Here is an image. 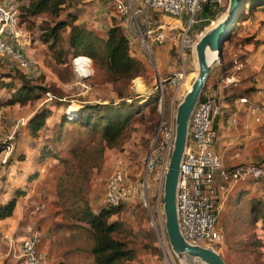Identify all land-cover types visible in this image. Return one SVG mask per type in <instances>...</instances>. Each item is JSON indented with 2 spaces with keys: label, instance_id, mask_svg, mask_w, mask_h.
I'll return each instance as SVG.
<instances>
[{
  "label": "rangeland",
  "instance_id": "374dc122",
  "mask_svg": "<svg viewBox=\"0 0 264 264\" xmlns=\"http://www.w3.org/2000/svg\"><path fill=\"white\" fill-rule=\"evenodd\" d=\"M0 1L17 2V0ZM229 1L230 0H222V3L219 5L220 10H218L216 17H207L204 13L200 16L201 18L207 17L208 20L195 26L192 33L195 43L198 42L200 37L206 31L210 30L217 22L219 23L224 18ZM71 2L72 6L70 8L68 6V8L63 11L62 16L60 17L61 19L68 18L67 14L69 11H76L79 17V22L84 23L88 28L101 35H106L111 20L114 18L111 13H117L113 2L109 0H71ZM151 15L153 17H158V19L164 23H178L175 19L161 12H151ZM20 20L22 21V26L26 29L30 40V45L27 47L26 53L31 59L36 61V69L22 70L8 57H0V73L3 75H16L14 78L15 83L20 82L19 78H17L20 75L19 73L25 74L31 83L44 86L49 89V92H43L40 98L34 99L31 103L25 105L16 104L14 106L8 105L9 107L6 110L3 108L4 120L0 132V145L1 147H5L10 144L13 148L9 156L6 157L5 162L0 158V202L6 200L18 187H22L23 189L27 187L30 189L33 187L36 182L31 181L32 179L30 175L37 173V171H34V166L37 165V168L39 169L42 164L38 161V157L39 150L45 144V132L47 131L50 135L56 129L58 123L57 114L53 119L49 120V126L46 130H43L41 137L36 139L39 142L38 147L40 149L38 150L33 147L36 146L38 142H35L34 136L32 133H29V130L27 129V117L33 111L37 110L45 103L50 104L52 98L54 99L57 97L71 100L73 107L76 110L80 109L77 102L80 99L106 103L117 99L115 87L121 86V84L114 86L109 83L105 77L104 71L97 68L92 59V61L89 62L86 59L79 58V61L84 62L88 67L89 63H91L92 66L89 67V74L81 75L77 72L74 65V58L77 56H75L73 52H67V50L71 51L69 50L67 42L69 29H64L62 31L64 41L63 43L61 42L56 49H51L47 44L42 43L39 40V35L41 33L40 26L41 24L44 25L47 21L52 20L48 14H40L30 19H26V21L22 20V17H20ZM246 22V26L239 24L241 28L236 31L232 42L245 38H251L254 41L259 39L258 35L262 32L264 21L260 19L257 14L256 19H251ZM129 34L130 33H128V35ZM246 34H248L247 37L242 36ZM129 36L132 52L140 58L147 67V72L143 77H136L129 83L127 92L132 94L131 99L143 98L154 92H157L160 97V89L157 88L159 84V76L162 79L171 78L186 67L187 76L184 82L183 93L182 95L180 94L176 100V110L178 103L181 102L188 91L187 81L189 84H192L197 76V57L195 58L194 53H192L189 54L185 61L180 59L176 44L170 36L167 37L166 44L160 46V49L164 50V53L161 54V56L154 52L155 45L152 44L150 49H148L139 37L131 34ZM225 44L226 42H224V45ZM62 49L66 52L62 55L63 62H60L58 59V53ZM219 64L220 62H218L212 69L206 84L209 81V78H211L217 71ZM6 80L9 79L6 78ZM138 85L141 90L137 89ZM8 97H10L8 90L5 87H1L0 102L3 101V103H7ZM172 97L173 89L168 88L165 95L166 102H164L163 105L166 118L171 116L172 103H170V101H172ZM141 103L145 109V116L141 119H136L133 122V129L130 131L131 133L118 147L104 148V143L100 141L99 134L96 137L87 133L79 134L78 131L75 132V130L78 129V126H69L70 130L67 132L68 134L61 141H46L51 154L46 160H44V162L51 159L52 163L61 165L63 168L62 173L64 172V164H62L58 158L59 156L63 158H71L72 154L70 153V149L74 146L82 148L87 145L88 147H91V154L94 158L96 157L97 165L91 169L90 181L85 185L84 196L90 201L92 209L95 212H98L103 206H109L105 203L107 180L118 159L122 158L124 160L133 180L137 181L139 175L142 173L145 158L150 151L152 140L158 129V122H152V118L155 116L151 112L153 106L149 105V101L147 100L146 102ZM158 108L160 110V100ZM54 111L57 112L55 107ZM73 115L76 116L77 114ZM159 117L160 114L158 113L157 118L159 119ZM80 136L81 139L79 138ZM99 149H103L102 154L99 153ZM20 155L26 157V163L21 162L22 164H19L20 162L14 159L19 158ZM11 156H13V163L8 161ZM23 171L26 173L25 177L24 174L22 175ZM38 173L40 172L38 171ZM149 183V206L146 204V195L143 192H138L129 200L121 203V211L112 216L111 220L119 221L120 230L115 235L122 238L127 243L128 247L134 251V261L136 264H165L152 218V215H154L155 221L159 220L158 205L160 202L163 204L164 190L160 195L159 182L153 175L150 176ZM21 196L23 195L18 196V199ZM244 200L242 207L246 208L247 214L234 217L229 221V228L221 229L220 232L223 236V241L222 244L217 247V250L223 254L227 264H264V246L259 244L262 243L260 236L262 235L263 237L264 231L260 226H255L254 224L251 225V223H249L251 220L250 218L253 215H257L259 212H257L258 209L252 211L249 201L247 199ZM70 204L71 203H68V205ZM56 207L60 208L56 214H60L61 207L58 202H56ZM263 207L264 204L262 205V209ZM72 214L73 212L63 213V219L58 222V226L53 229V233L50 232V234L57 235L56 241L60 248L67 247L68 245L72 247L75 246L79 249L78 254H80L82 258L78 259V262L74 264H95L91 254L93 239L86 229L88 225L71 218ZM28 224L37 225L35 222H27L25 225ZM223 224L226 226V222ZM218 227L220 226L218 225ZM10 235L15 238L12 255L18 254L20 253V232H12ZM5 240L7 241L8 239L5 238ZM16 264H22L21 259L17 260ZM54 264H66V261L59 260Z\"/></svg>",
  "mask_w": 264,
  "mask_h": 264
},
{
  "label": "built area",
  "instance_id": "2783aa9c",
  "mask_svg": "<svg viewBox=\"0 0 264 264\" xmlns=\"http://www.w3.org/2000/svg\"><path fill=\"white\" fill-rule=\"evenodd\" d=\"M109 1L114 3L128 33L139 37L148 49L152 44L159 46L166 44L167 37L170 36L176 44L180 59L184 61L189 54L194 52L196 43L192 33L195 26L208 20L207 17H200L204 13L205 5L208 3L220 5L222 3V0ZM151 12H161L175 19L178 23L161 22L158 17H153ZM262 32L264 34V27ZM29 45L28 33L20 23V11L17 3L0 1V57H8L22 70L36 69V61L26 53ZM262 45L264 46V39ZM79 58L80 56L74 58L77 72L81 75L89 74L90 70L85 73L79 66L81 63V61L78 63ZM186 76V67L173 77L167 78V85L159 76L157 88L160 89L161 93L160 110H162V116L150 151L145 158L142 173L137 181L133 180L124 160L118 159L108 176L105 193L106 205L117 206L138 192H143L147 198L146 204L149 206L148 190L151 175L158 180L160 195L162 194L176 137V100L183 93ZM168 88L173 89L171 117L169 120H163V105ZM202 94L203 97L201 95L202 98L200 97L189 122V137L178 183L177 209L183 236L192 244L217 249L223 241V236L217 225V200L220 191L226 190L224 184L219 187L216 185L218 173L221 174L224 182L252 178L262 181L264 184V162L244 163L232 170L224 169L221 155L215 150L218 134L214 128V120L220 113V107L211 93L205 91ZM250 110L256 112L257 108L251 107ZM3 120L4 111L3 107L0 106V129L3 126ZM233 121L236 122V119ZM12 148L10 144L5 147L0 145V158L3 162L6 161V157L9 156ZM162 205L161 202L158 205L159 220L155 221L154 215L152 218L164 263L204 264L191 258L183 263L173 251L165 226V214ZM43 236V230L38 225L27 226L19 246L23 264H48L47 256L41 249ZM5 238L9 240H7L9 247L13 249L15 245L14 236L6 235Z\"/></svg>",
  "mask_w": 264,
  "mask_h": 264
},
{
  "label": "trees",
  "instance_id": "16d2710c",
  "mask_svg": "<svg viewBox=\"0 0 264 264\" xmlns=\"http://www.w3.org/2000/svg\"><path fill=\"white\" fill-rule=\"evenodd\" d=\"M16 3L20 11V17L24 21L40 14H48L52 18V20L40 26L39 40L42 43L47 44L51 49H56L64 41L62 31L69 29L67 42L71 51L67 50V52H73L75 56L81 55L80 58L90 62L93 60L96 67L104 71L109 83L114 86L121 84V86L115 87L117 99L106 103L80 99L77 101L80 109L76 110L71 100L57 97L52 98L50 104L41 105L27 121V129L32 135L39 139L43 130L48 128L49 120L53 119L56 114L58 115V123L52 134L49 135L47 131L45 132V144L41 149L39 148L40 163L44 162L51 154L46 141H61L68 134L69 126H78L75 132L78 131L79 134L87 133L94 137L99 134L100 141L104 143V148L120 146L131 133L133 122L145 116V109L141 102H146L147 100L149 105L153 106L151 112L155 117L152 118V122L157 121L159 126L162 116V112L158 108L159 94L154 92L143 98L131 99L132 94L127 92L129 83L136 77H143L147 72V67L132 52L130 36L118 18H113L106 35H101L88 28L84 23L79 22L78 14L75 11H69L67 14L68 18H60L63 11L68 6L69 8L72 6L71 0H17ZM219 8L220 6L216 3H208L205 5L204 14L207 17H216L218 10H220ZM259 11H264V0H245L238 11L237 24L225 42H232L236 31L241 28L239 24L256 19ZM20 23L22 25L21 20ZM251 41L254 40L251 38L242 40V42ZM255 42L261 45L263 40L258 39ZM65 52L63 49L59 51L58 59L60 62H63L62 55ZM19 74L17 78H19L20 82L15 83L14 78L16 75H3L0 73V88L5 87L10 95L8 102L5 104L25 105L34 99L40 98L43 92H49L46 87L31 83L25 74ZM6 78L9 80H6ZM163 80H166V78H163ZM166 82L168 81L166 80ZM139 85L137 89L141 90ZM54 107L57 112L54 111ZM158 113L160 114L159 119L157 118ZM170 117L166 118L164 108L163 120H169ZM79 138L81 139V136ZM37 146H39V142ZM103 149H99L100 154H102ZM91 150V147L87 145L82 148L74 146L70 149L71 158L58 157L64 164V172L61 173L58 179L57 202L61 207L62 213L73 212L71 218L88 225L86 229L93 239L91 254L95 264H136L134 251L128 247L122 238L115 235L120 230L119 221L111 220L112 216L121 211V204L103 206L98 212H95L90 201L84 196L85 185L90 181L91 169L97 165L96 157L92 156ZM24 159L25 156L20 155L18 160ZM8 161L13 163V156ZM30 177L31 181L35 180L38 177V173L30 175ZM25 191L22 187H18L10 198L0 202V219H5L12 215L18 196L24 195ZM68 203L71 204L68 205ZM262 204L264 203L262 202ZM249 223L260 226L264 231V210L262 209L257 215L253 216ZM260 237L262 243L259 244L264 246V235ZM21 263L23 264L22 260Z\"/></svg>",
  "mask_w": 264,
  "mask_h": 264
},
{
  "label": "crops",
  "instance_id": "0c3cea01",
  "mask_svg": "<svg viewBox=\"0 0 264 264\" xmlns=\"http://www.w3.org/2000/svg\"><path fill=\"white\" fill-rule=\"evenodd\" d=\"M117 13L113 12L111 15L122 22L121 16L119 17ZM257 14L260 19L264 20V11H259ZM112 21L113 18L110 25ZM246 23L244 22L243 26H246ZM242 36L247 37L248 34ZM258 38L264 39L263 32L259 33ZM242 40L226 42L223 46L219 67L209 78L205 89L214 96L220 107V113L214 120V128L218 134L215 150L221 155L224 169L228 170L244 163L264 162V46L255 41L242 42ZM160 48L159 45H155L154 52L159 56L164 53V50ZM14 105L16 104L9 106ZM0 106L5 110L9 107L3 101L0 102ZM251 107H256V112H251ZM35 111L27 118L29 119ZM234 119L236 122L233 121ZM36 139L35 142H38ZM33 147L39 150L37 145ZM14 159L20 162L19 164L27 162L26 157L24 160ZM37 167V165L33 167L35 172H40L33 180L36 183L30 189L24 188L26 191L17 200L12 215L0 219V264H16L17 260L21 259L20 253L12 255L13 249L8 246L5 236H11L12 232H20L22 238L29 225H25L27 222H35L42 228L44 236L41 249L47 256L48 264H54L59 260H65L66 264L77 263L78 259L82 258L78 254L79 249L68 245L60 248L56 241L57 235L50 234L58 226V222L63 219L62 212L56 214L60 210L56 207L57 184L63 168L61 165L52 163L51 159L42 162L39 169ZM24 172L22 175L24 174L25 177ZM222 184L226 186V190L220 191L217 200V225L220 226L218 227L220 231L223 228H229V221L234 217L247 214L246 208L242 207L244 199L249 201L252 211L262 210V202L264 203L262 181L243 178L238 181L224 182L221 174L218 173L216 185L219 187Z\"/></svg>",
  "mask_w": 264,
  "mask_h": 264
},
{
  "label": "water",
  "instance_id": "95a60500",
  "mask_svg": "<svg viewBox=\"0 0 264 264\" xmlns=\"http://www.w3.org/2000/svg\"><path fill=\"white\" fill-rule=\"evenodd\" d=\"M244 2L245 0H230L223 21L206 31L195 44L198 74L175 110L176 137L164 179L163 209L170 244L183 263L191 258L204 264H227L217 249L192 244L183 236L179 224L177 195L181 164L189 137L191 115L199 102L212 69L222 58L224 42L237 24V14ZM208 50L217 54V59L211 63L207 59Z\"/></svg>",
  "mask_w": 264,
  "mask_h": 264
},
{
  "label": "bare ground",
  "instance_id": "6f19581e",
  "mask_svg": "<svg viewBox=\"0 0 264 264\" xmlns=\"http://www.w3.org/2000/svg\"><path fill=\"white\" fill-rule=\"evenodd\" d=\"M224 19V18H223ZM223 19L219 22V23H221L222 21H223ZM219 23H217V25L219 24ZM213 28V27H212ZM194 56H195V58L197 57L196 56V50H195V47H194ZM207 59H208V62L209 63H211V62H213L214 60H216L217 59V54H216V52H211V51H207ZM90 62V61H89ZM78 63H80V61L78 62ZM198 64V63H197ZM83 70H84V72L85 73H87L90 69H89V67L90 66H92L91 65V63H89V67L88 66H86L85 65V63L84 62H82L81 61V63H80V65H79ZM198 66V65H197ZM195 74H196V70H195ZM198 74V73H197ZM91 75V74H90ZM191 86H192V84H189V82L187 81V89L189 90L190 88H191Z\"/></svg>",
  "mask_w": 264,
  "mask_h": 264
}]
</instances>
